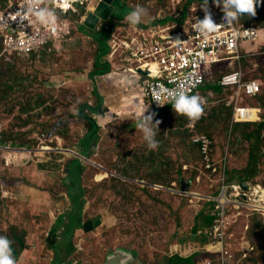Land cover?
I'll use <instances>...</instances> for the list:
<instances>
[{"label":"rangeland","instance_id":"obj_1","mask_svg":"<svg viewBox=\"0 0 264 264\" xmlns=\"http://www.w3.org/2000/svg\"><path fill=\"white\" fill-rule=\"evenodd\" d=\"M50 1L48 0L47 3L50 4ZM188 2L189 0H185L183 6H186ZM127 4L124 6L123 12L121 14L118 13L116 17H122V15L133 11L137 5L147 9V15L142 19L143 22L172 17L176 14L175 9L180 11L183 9V6H173L169 0H128ZM0 5L5 8L7 3L5 0H0ZM58 13L71 22L77 21V17L73 14H63L61 11ZM247 16L251 17L244 14L240 16L242 17L240 20L247 22ZM251 22V24L257 26L262 24L256 19ZM85 30V27L82 26L81 31L85 33ZM74 33H76V30L72 31L70 40L63 45L64 48L59 51V54L40 56L39 59L34 58L36 61L29 65L26 71L20 70L18 68L19 63H16L14 71L9 72L0 79V97H12V102L10 101L12 109H8V112L4 113L3 121L0 122V136L1 131L6 129L3 140L12 142L10 152L15 150L19 154L15 159L16 166H12V161H10L11 164L5 163V158L0 153V223H2L1 228L5 231L3 232L6 233V237L12 241L11 247L14 258H17V264H50L51 256L48 246L50 242L53 243L57 240V233L53 232L52 222L63 211L60 208V204H55L54 202L56 196L60 193L59 186L51 189L54 184L61 183V175L53 176L52 172L58 173L59 171L60 173V163L66 161V158H63L64 155L70 158L72 154L71 152L63 151L71 148H64L63 141L58 136L56 137L58 140L56 147H53L54 144L41 147V142H38V144L33 142L37 139L35 137H42L44 134L45 138L54 139L50 128L54 129L55 132H58V130L65 131L69 127V121L77 119V108L73 110V113L69 111V114L58 116V114L61 115L62 113L61 109L58 110L59 102L66 106L75 100L69 101L65 99V101L61 102L63 96L70 93L71 89L69 88L71 87L69 86H72L71 82L75 83L77 89L86 90L87 94L90 93L95 84L101 87L105 86L103 91L106 97L109 99L116 98L112 91L106 88L109 83L106 77L104 79L96 77L94 81L89 79L88 75L95 70L94 57L97 49L94 47L95 43L91 40L80 36L72 38ZM1 49L0 43V51ZM246 63L252 62L246 61ZM220 65H225V63L218 64L215 68ZM241 67L247 75L248 73L250 75L255 74L264 83V69L247 72L244 65H241ZM27 73L29 74L27 75ZM23 75L24 77L25 75L27 76L20 78ZM137 81L140 86L137 90L131 91V94L138 104L147 105V102L142 99L140 94L150 82V78L141 76ZM123 91L122 89L118 92ZM224 93V98L216 91V93L210 94L212 100L207 102L205 99L203 119L198 121L203 124L200 125L193 122L185 126V124H182L184 119H178L176 126L169 125V123H173L175 116H179L173 109L161 115L156 114L160 121L159 125L164 126V131L162 130L159 136V147L156 153H160L161 158L165 157L166 163L174 160L170 162L169 166L164 162L163 173L156 169L154 172L157 175L161 174V179L166 181L170 176L169 169L172 168L173 164L178 163L179 168L187 170V176L180 181V190L173 188V186H176L175 182L172 184L167 183V185L163 183L164 186L162 184L155 185L157 189L151 188L160 190L159 187H163L161 189L164 191L179 193L178 191L182 190L184 183H187L189 188H193L179 193L186 197L180 198L175 195L164 197L161 194L163 192L153 196L152 192L144 193L140 189L134 190L128 185L115 182L114 180L108 182L110 179H105V181L103 179L109 177V173L101 169L103 166L99 164V161L94 158H88L90 162L86 161V163H93L100 168L101 172L97 173L96 179L95 175L94 177L91 175L89 188L86 190L88 199L84 206L87 209L99 210V212L102 209L105 210H102L103 213L97 214L93 221L88 224L89 229L87 230L97 238L93 239L91 235L85 234L86 231L81 233V241L78 242L79 245L77 244L78 247L76 253H74L76 254L74 257L76 258V261H74L76 264H98L97 261L93 263L92 258H104L103 255L108 249L112 252L110 246H107L108 248L104 246L108 245L113 238V248L116 249L118 242H120L121 246L128 248L126 250H135L137 252L136 256L142 264H206L207 258L201 253L198 257L195 254L196 256L182 258L176 251H182L177 246L179 242L187 241L192 237L194 239L196 230L207 228L205 226L200 227L198 220H203V215L207 210V206L200 200L205 195H214L209 193V179H214L213 175L217 173H221L224 176L229 170L228 176L230 179H238L240 180L239 182L246 180L253 186L260 185L256 187L264 188V123L261 129L250 125H233L231 109L229 110L218 104V100L220 103L225 99L227 92ZM30 94H37V96L33 98ZM42 94H47L48 96V110H39L33 114L32 110L35 109L36 104L43 101L44 96ZM74 102L77 105L81 103L77 97ZM262 103L261 99L257 100V104L261 105ZM249 106H255L253 98H249L248 103H243V106L239 109V115L235 118L236 121L248 122L259 119L257 108ZM121 111L120 113H113V116L108 113L111 111L107 112L112 116L111 122H101L99 120V125L103 126L104 134L105 131L107 133L114 132V128L109 122L115 121V114L123 116L127 113L121 114ZM41 114H45V116H41ZM44 117L48 124L45 120H42ZM60 118L66 123L69 122L68 125L63 123H61V126L54 125ZM227 121L229 122V127H226L225 122ZM155 122L156 120H153V123ZM70 125L73 126L70 127V132L76 139L77 126L75 123H70ZM47 133L49 134L48 136H46ZM29 137L34 138L28 141ZM206 137L213 141H209L210 149L208 150L207 158L202 155V142H200L201 139ZM172 138H175L173 142H171ZM21 144L25 145L21 146ZM0 147L1 150H8L9 145L0 144ZM33 152L45 154H43V157L38 156V154L36 156L33 154L32 156ZM103 155L105 153L101 154V156ZM8 158L11 159L10 157ZM207 165H210L208 169L213 174L210 177L206 169ZM146 166L151 168L152 162L150 160L147 161ZM52 167L55 169H51ZM256 168L259 170L257 173ZM219 170L221 172H217ZM61 171V174L64 175V171ZM127 172L133 176L140 174L135 168L127 169ZM87 174L89 176L91 172H87ZM124 180L136 182L142 187L150 186L149 183L142 184L139 182L144 180H134L133 178H124ZM144 182L147 183L146 181ZM178 188L180 187L178 186ZM47 191L50 194H46ZM252 194L253 190L246 201L243 202L239 199V203L246 207L258 209L263 202L257 201ZM228 197L231 198V196ZM106 201L108 206L115 204L119 219L116 218L117 215H110L109 211L111 208L105 207ZM217 201L224 206L225 203L227 204L223 198H219ZM153 211L159 213L158 216H155L157 217L155 229L150 226L153 223L150 213ZM200 214L202 215L201 218H199ZM148 215H151L150 218H148ZM137 220L139 228L134 229L137 226L135 225ZM250 223L263 224L264 220L259 218L258 213L253 215L246 210L240 214L238 222L233 226L228 236L230 237L234 234V230L241 235V231L245 229L248 234ZM10 226L11 231L9 229ZM122 229L128 233L122 231ZM133 229L137 231V234L133 232ZM240 229L241 231H239ZM154 230L161 234L159 236V233L154 234ZM204 231L205 235L210 237V230ZM129 233H134V235ZM241 236L244 238L243 235ZM84 237L90 238L84 240ZM130 239H133V241H130ZM87 240H90L89 245ZM81 242L82 244L84 243V247L90 248L88 250L81 249L83 254L79 256L78 250L81 251L79 249ZM259 263L264 264V261H259Z\"/></svg>","mask_w":264,"mask_h":264},{"label":"trees","instance_id":"obj_2","mask_svg":"<svg viewBox=\"0 0 264 264\" xmlns=\"http://www.w3.org/2000/svg\"><path fill=\"white\" fill-rule=\"evenodd\" d=\"M127 14L122 15V18L124 16H126ZM241 18L242 17H239V19H241ZM170 19L171 18H167L164 21L167 22V20H170ZM253 19H256V20H258V22L262 23V24H258V26H264V3H260L256 7V15L248 17L246 23L251 24L252 23L251 21ZM242 21L245 22V20H242ZM114 26H115V24L113 23L111 25V28H109L108 30L103 29L101 32L89 30L90 35L95 37V41L98 44L96 55L94 57L95 70L88 75L89 78L93 81L95 80L96 77H102V76H104L110 72V68H111L110 63L108 60H104L103 58H105L110 53V47L108 45V42L111 38L112 29L114 28ZM53 54L57 55V54H59V51L57 49H55L52 46V44H50V45L46 46L44 49H42L41 51L36 52V53H32L27 58L19 57L15 53L0 55V79L3 76L7 75L9 72H11V71L13 72L14 68L16 66V63H19L18 68H20V70L26 71V70H28L27 67L29 65L33 64L34 61H36L35 59H39L40 56H47V55H53ZM61 55H63V53H61ZM255 60L258 62V65H259L258 69H261V68L264 69V56L256 58ZM245 65H246V67L250 66L249 63H245ZM28 74L29 73H27V75ZM27 75H25V77ZM25 77L23 75L20 78H25ZM246 78L247 79L257 78V76L255 74L254 75L248 74L247 77H245V79ZM71 85L72 86H69V87H71V88H69V89H71L70 93L64 95L61 102L63 100L65 101V99H68L69 101H71L72 99L76 100V97L77 98L80 97L79 100L82 99L83 101L82 102L80 101L81 105L80 104L77 105L74 102L75 100H73V102L69 103V105H66V106L62 105V103L59 102L58 110L61 109L62 113H61V115L58 114V116L61 117L64 114H69V111L71 113H73V110H75V108H77L76 109L78 112L76 114L77 119H75V120L72 119L71 121H69L70 123H75L77 126V130L75 132L76 139H75V136H73L72 133L70 132V127H73V126L70 125L69 122L66 123L65 121H62V119L60 118L55 122L54 125H58V126L60 125L61 126V123L66 124V125H68V123H69V127H67V129L65 131H59L58 130V132L57 131L55 132L54 129L50 128V132L53 133L52 137H54V139L45 138V137L42 138V137L37 136V137H35V138H37L36 141H33L35 144H38V142H43V145H50L51 146L54 144L53 147H56L57 146V140L55 139V137H57V136L62 137V139L64 141L63 142L64 148H71L73 146H78V147L82 148L83 149L82 154L84 156H86L88 158H94L95 160L99 161L100 162L99 164L102 165L105 169H107L111 173L115 174V175L110 174L109 177L104 178L103 180L110 179L108 182L114 180L115 182H120V183H123L125 185H128L130 188H132L134 190L140 189L144 193L145 192H152L151 194L153 196L163 192L161 194H163L164 197H172V195L178 196L180 198L186 197L185 195H182L179 193H172V192L170 193V192L164 191L162 189L156 190L157 188L154 189L155 187L151 188L153 186L142 187L141 185H139L136 182H130V181L124 180V178H129V179L133 178L134 180H136V179L137 180H144L147 183H149L150 185H158V184L163 185V183H165L167 185V183L172 184L175 182L176 186H173V188L180 190L181 189V182L180 181L184 180L182 178H185L187 176V170L179 168L178 163L173 164L172 168L169 169L170 176L167 178L166 181H163L161 179V177H160L161 174L157 175L154 172L155 169L157 171H162V170L164 171L163 164H164V162L166 163V159H165V157L161 158L160 153H156L158 148L155 150H150L147 147L145 141L143 140L142 133L140 132V130L136 126L138 116L140 115V109L145 105L138 104V102H136V100L134 98L133 99L135 102H133V100H131V99H128L130 94L128 92H124L119 97V101H121V109L115 110L118 107L114 104V103H116L115 102L116 98L115 99H109L106 97L105 92L103 91L105 86H102L103 87L102 88L101 86L96 84V87L92 88L90 93L87 94L86 90L84 91V90L77 89V87H75V83H72ZM106 88L109 91L116 92L117 90L119 91L123 87L122 86H111V87H106ZM216 91L222 97L225 94L224 92H227L226 96L229 93H231V90L224 89V88L220 87L219 85H217V83L215 81H213V79H208L205 83V86H203L200 89V95L204 96L205 99L207 100V102H209L210 100H212V98L210 97V92L213 94V93H216ZM220 91H221V93H220ZM30 95H32L33 98L37 96V94H30ZM42 95L44 96L43 101L39 104H36L35 109L32 110L34 112L33 114H35L39 110L40 111H47L48 110V103H47L49 100L48 96H47V94H42ZM66 97H72V98H66ZM104 99H105V102H107V104H105ZM258 99H261L263 102L261 104V108L263 107L262 108V118H263L264 117V91L258 97ZM91 100L94 101L92 106H90L88 104ZM10 101L12 102V97L11 98H9V97L5 98L3 96L0 97V122L3 121L4 113L8 112V109H12V103ZM218 104H220L222 107L227 108L229 110L231 109L230 111L232 112V107L226 105L225 99H223V101H221L220 103L218 100ZM133 105H137L140 107L133 106ZM148 106H150L149 112L145 113L146 115L149 113H152V112H155L156 114L161 115V114L167 113L169 110L173 109L171 106V103L166 104L161 109H156V108L152 107L151 105H148ZM8 107H11V108H8ZM68 109H70V110H68ZM108 111H111V112H108ZM120 111H121V114L124 112H127V113L124 114L123 116H119V115L115 114L114 115L115 121H113L112 123H110L111 121L109 122V124H111V126L114 128V132L107 133L105 131V134H104L103 126L99 125V123H100L99 119H98L99 116H101L107 112L111 113V115L113 116V113H120ZM42 115L45 116V114H41V116ZM178 119H184L182 124H185V126L190 124V123H193V122H195L197 125L203 124V123L198 122V121L202 120L203 117H201V119H198V120H189L186 116L179 115V116H175L173 123H169V125L171 124V126H176ZM42 120H45L48 124V121L45 119V117ZM154 120H159V118H157L155 116ZM100 121L103 122L104 120H100ZM263 123H264V120L259 121V122L233 123V125H235V126L250 125V126H257L258 129H261ZM225 124H226V127L230 126V125H228L229 124L228 121L225 122ZM235 126H233V127H235ZM163 127L164 126H161V125L158 126V132L156 135V140L158 142H159L160 133L162 132V130L164 131ZM5 130L1 131L2 133L0 136V144H2V145L8 144L9 148H10L12 146V142L3 140ZM48 135L49 134L47 133L46 136H48ZM33 138L29 137L28 141H30ZM174 139L175 138H172L171 142H173ZM14 145H17V144H14ZM24 145L21 144V146H24ZM34 147H36V146H34ZM0 153L3 154V157L5 158V163L11 164L10 161H12V166L17 164V163H15V159L19 155L18 152H15V151L10 152V150H5V149L1 150L0 149ZM103 153H105V155L101 156V154H103ZM33 154H35V156L38 154V156L43 157L44 153L42 154L39 152H33L32 156H33ZM8 157H10L11 159H9ZM149 160L152 162L151 168L146 166V162ZM172 161H169L168 163H166V165L169 166L170 162H172ZM28 165H29V163H28ZM132 165H135V166H132ZM129 166H131V167H129ZM132 168L137 169L140 172V174H138L136 176L129 174L127 172V169H132ZM52 169L54 170L55 168L52 167ZM58 169H59V167H58ZM149 169H151V171H149ZM256 169H257L256 173L259 172L258 168H256ZM60 170H63L66 174H68V177L62 176V174L59 173V171H58V173L52 172L53 176L61 175V179H60L61 183L54 184L51 187V189H53L55 186H59V188H60V193H59V195L56 196L54 202H55V204L62 203V206H64L67 202H70V204L72 206V210L73 211L78 210V212L76 211V214H74L72 212L73 213L72 217H70V216L66 217L68 219V224L65 226L63 224L64 222L62 221L63 218H60L56 221V223L54 225L55 228H53V232L55 234L63 226L66 229L64 232L61 233V236H62L61 240L54 241L53 243L49 241L50 243H49L48 248L50 250V256H51L50 264H64L65 262H67L68 264H71L72 261H70L68 259V257L72 256L77 250V246L74 245L76 243V241L74 239L77 238V234H78L76 232L77 231L79 232V230H80V232H85V231H86V233L90 232L87 230V229H89L88 225L86 224L85 226H83L80 223V220L82 218L83 207H84V205L88 199V197L86 196L87 195L86 190L89 188L88 187L89 186V180L92 176L94 177V175L96 176L97 173H99L100 168H98L95 165L90 164V163H86V162L83 163L79 158L70 156V158H67L66 161H63L62 163H60ZM207 170H208V176L209 177L212 176L213 174L211 173V170L210 169H207ZM163 171H162V173H163ZM228 171L224 176L221 173H217V174L213 175L215 177L214 179H209V181H210L208 184V186L210 187L209 193L214 194L211 196H218L220 193V187L224 184L228 185V186H232L234 184L239 183L240 180L229 178ZM87 172H91V174H89V176H88ZM217 172H221V170H219ZM246 176H249V175H246ZM194 180H196V179H194ZM243 181H246V180H243ZM98 182H101V181H98ZM98 182H96V183H98ZM184 184L187 185V183H184ZM178 186L180 188H178ZM192 188L193 187H191L190 189H192ZM164 189H166V188H164ZM46 194H50V192L47 191ZM203 194H205V193H203ZM205 196H207V195H205ZM125 198H127V196H125ZM193 199H192V201H193ZM200 201L204 202V205L207 206L208 211L206 210L205 214L203 215V220L199 219L198 221L200 222V225H201L200 227L205 226L207 228H205L203 230H199V231L196 230V233L194 235V239L192 237L187 241L179 242V244H177V246H178V248H181L182 251L177 250L176 253H179L182 258H189L191 256H196L195 254H197V257H198V256H200V253H201V254L205 255V257L207 259H209L211 261L210 264H221L220 259H218L217 251H214V248H216V247H215V244L213 241V237H211V236L208 237L207 235H205V231H204V230H210V232H211V226L216 222V220L218 218V211L219 210L217 209V203L215 201H209L208 199H201ZM105 207L111 208L110 211L108 210L110 215H112V216L117 215L116 218L117 219L120 218L118 216V214L116 213L115 204L108 206L107 201H106ZM102 210H105V209H102ZM102 210H100L101 212H99V210L95 211V210H91V208H90L88 210V213L86 214V217H85L86 222L87 223L92 222L94 217L97 216V214L103 213ZM247 211H249L253 215H257V213H255V212H252L250 210H247ZM150 214L152 215L153 223L152 224L149 223V224L152 228L155 229L157 226L155 224V220L157 217H155V216H158L159 213H157L156 211H153ZM151 215H148V218H150ZM258 216L261 220H264V215H261L258 213ZM60 217H63V216H60ZM201 217H202V215L200 214L199 218H201ZM135 225H137V226L134 229H138L139 228L138 220L136 221ZM1 227H2V223H0V236H6V233H4L5 231L2 230ZM116 228H118V227H116ZM9 229L11 231V226L9 227ZM134 229H133V232L137 234V231H135ZM122 231H125V230L122 229ZM239 231H241V229ZM125 232H127V231H125ZM234 232L236 234V237L234 238L233 243L235 242L236 245L232 248V252L233 253L235 252L234 256H236V261L239 262L241 255H243L244 253H247V257L244 259V261H241L239 264H258L259 261H264V233H263L264 232V223L263 224H260V223L251 224L250 223V230L248 231V234L245 231V229H244V231H241V233H240L241 235H243L244 238H242V236L239 235L235 230H234ZM134 233H132V234L134 235ZM153 233L154 234L159 233L158 236L161 234L160 232H157V230L156 231L154 230ZM129 234L132 235L131 233H129ZM92 238L95 239L97 237L92 236ZM128 239H129V237H128ZM192 239H193V241H192ZM89 241L90 240H87L88 245H89ZM113 241H114V238L111 240V242L108 245H106L104 247L112 246ZM130 241H133V239H130ZM117 245L121 246L120 242H118ZM251 248H253V251H250ZM197 257H196V260H197ZM15 259H17V258L15 257ZM225 264H231V260L228 259Z\"/></svg>","mask_w":264,"mask_h":264},{"label":"built area","instance_id":"obj_3","mask_svg":"<svg viewBox=\"0 0 264 264\" xmlns=\"http://www.w3.org/2000/svg\"><path fill=\"white\" fill-rule=\"evenodd\" d=\"M92 1L51 0L50 9L54 10L57 17L55 25L40 24L35 21L34 17H26L21 21L16 14L24 6V0L11 2L8 9L0 8V43L2 46L0 55L15 53L23 58L41 51L50 44L60 50L70 34V24L67 20L61 19L56 11L84 12ZM183 1L171 0L173 5H179ZM41 7H44V2ZM200 8L205 15L201 6ZM208 9L214 22L221 26L207 36L195 31L194 22L190 23V19L180 23L123 26L112 34L110 41L112 52L120 51L122 61L127 63L123 66L124 71L129 77L138 76L136 69L149 71L151 80L143 95L155 107L171 103L163 96L157 101L154 95L157 89H175L183 85L187 93L193 95L212 77L215 65L226 62L228 66L233 67L235 66L233 60L240 58L238 44L241 34L232 24H226L223 11L221 7L215 5L214 0H208ZM193 10H195L194 7ZM245 32L248 37L253 36V39L257 36V30L253 27ZM177 38L180 40L179 43L176 42ZM241 74L240 70H233L223 74L218 83L223 87L233 88L239 85L238 87L241 88L243 86L241 85ZM258 89L259 87L254 83L252 86H246L249 93L257 92ZM230 104L235 105L238 116L242 105L234 90L228 101V105ZM209 141L207 137L202 140V153L206 156L205 158L210 149ZM227 232L226 222L221 217L213 226L212 231L214 244L217 247L214 251L218 250V259L221 264H225L231 258L225 237Z\"/></svg>","mask_w":264,"mask_h":264},{"label":"clouds","instance_id":"obj_4","mask_svg":"<svg viewBox=\"0 0 264 264\" xmlns=\"http://www.w3.org/2000/svg\"><path fill=\"white\" fill-rule=\"evenodd\" d=\"M47 1L48 0H24V6L21 8V10L19 12H17L16 15L20 17L21 21L26 17H34L35 21L39 22L40 24L55 25L57 17H56L54 10L50 9V7H49L50 4H48ZM98 1L99 0H93L92 3L87 6V10L84 12L63 13L61 10H57L56 12L58 15H59V13H58L59 11H61L63 14H73L74 16L79 17L78 22H79V24H82V20L85 19V17L88 15V13H90L94 9V7L97 5ZM169 1L173 5L171 0H169ZM184 1L179 5H173V6H183ZM43 2H44V7H41V4ZM118 2H119V0H116V2L114 3V8H115V4H118ZM214 3L216 6L221 7V9L224 13L223 19L226 22V24L227 25L232 24V26L235 28V30L241 34V36L239 38V44H238V55L240 56V58L233 60V63L235 64V66H233V67L228 66L226 62H221L220 64L225 63V65H220L217 68H215V66H216L215 65L213 67L212 77L210 79H213V81H215V77L218 75L217 80L215 82L217 83V85H219V83H218L219 78L223 74L230 73L233 70H240L242 73L241 74V85H243V86H241V88L238 87L239 85H237L236 87H233V88L223 87V86L219 85L220 87H222L224 89L231 90V93H229L225 98L226 105L232 107L231 121H232V123H241L240 121H236V119H235L237 117V111L235 110V105H232V104L228 105V101L230 99V95L233 94V90L236 92V94H238V97H239V100L241 103L240 105H242V106H243L244 102L248 103L249 98H253L255 106H249V107H256L257 108V115L259 116V119L254 120V121H248V122L263 121L262 108H261V105L257 104V100H258V97L264 91V83L259 78H249V79L246 78L245 79V77H247V74H246V72H244L241 65H244L246 67V65H245L246 61L252 62V63H249L250 64L249 67L248 66L246 67L247 72L255 71L259 68L258 62L255 59L264 56V26L247 24L246 22L241 21L239 19V17L241 15H244V14H247L250 16H255L256 15V7L260 3H264V0H214ZM200 6L202 7V10L204 11L205 15L201 12ZM193 7L195 10H193ZM188 12H190V13H188ZM175 13H176L175 16L167 17V18H171L170 20H167V22L164 21L167 18H164V19L152 21L151 24H148V25H159V24L173 23V22L174 23H180V22H183V21L190 19V23L194 22V24H193L194 30L197 31L199 34L204 35V36H207L211 32H215L221 26V25H217L214 22L212 15L208 9V0H204V1L189 0L188 4L186 6H183V9L181 11L175 9ZM146 15H147V9H145L142 6L137 5L133 11H131L128 15H126L125 19L128 22L127 25L122 23L123 20H120L119 23H117V24H115V22H114L115 26L112 29V34L118 28H121L123 26H129V25L144 26L146 23L145 24L142 23V19ZM114 16L115 15H113L112 18ZM60 18L67 20V22L70 24V34L66 37V41H64V43H63V45H64L66 42H68L70 40L74 24H76L77 21L71 22L69 19H67L64 16H60ZM112 18L108 22L101 23L98 26V28L94 31L97 32V30H99V28H101L102 26H105V24H108V23H109V25L107 26V28H104V30H108L109 28H111ZM113 20H115V19H113ZM250 27H253L257 30V36H255V39H253V36L248 37L247 33L245 32ZM85 29H86V27H85ZM101 31H102V29H100L99 32H101ZM112 34H111V38L108 42V45L110 47V53L106 56V60L109 61L111 68H110V72L108 74L104 75L103 79L106 77L108 82H110V81L115 82L116 86H121L120 80L122 78L129 79L130 77L124 71L123 66H126L127 63H124L122 61V58L120 56V51H117L115 53L112 52V48H111V44H110V41L112 40ZM176 42L177 43L180 42L179 38H177ZM63 48L64 47H62L60 50H62ZM60 50H58V51H60ZM116 63H117L118 69H114ZM136 70H137L138 76L134 77V79L138 80L142 76V77H148L151 80V77L149 75V71H144L141 69L143 71V73H140L138 71V69H136ZM253 83L256 84L259 87V89L257 92L249 93L246 90V86H250V85L252 86ZM146 86L144 87V90L146 89ZM203 86H205V84ZM201 88H199V90L196 93H194L193 95H189L187 93V91L185 90V87L183 85H181L175 89H169V88H163L162 90L157 89L154 92V95L156 96L157 101H159L160 97H162V96L164 98L168 99L171 102V106H172V108L176 114L186 116L189 120H198L204 114L203 105L206 103L205 97L200 95V89ZM122 89L125 91L126 87H123ZM122 89H120V90H122ZM137 89H135V90H137ZM143 92L140 95H141L142 99L145 102H147V105L143 106L140 109V115L138 116L136 126L140 130V132L142 133L143 140L145 141L147 147L150 150H155L159 146V142L156 140V135L158 132V126L160 124V121L156 120V122L153 123V120H154V117L156 116V113L152 112V113H149L147 115L145 113L149 112L150 106H148V105H151L152 107H154L156 109H161L166 104L163 105L162 107H155L149 100L145 99ZM120 93H122V92H119V94ZM128 93L130 95H132L131 91ZM210 94H212V93L210 92ZM157 104L160 105L159 102H157ZM238 114H239V112H238ZM98 119L104 120V121H111L112 116L110 114L105 113V114L99 116ZM42 138H44V135H42ZM61 140L63 141L62 138H61ZM202 140L203 139H201L200 142H202ZM41 143H42L41 147L42 146H48V145H43V142H41ZM7 149L11 150L10 148H7ZM13 151H15V150H13ZM28 151H31V150H28ZM76 158H78V157H76ZM86 158H88V157H86ZM82 162L84 163L86 161H82ZM206 168L208 169L210 167H206ZM101 169H104L103 171L104 172L107 171L110 175V172L108 170H105L104 167H102ZM112 175H115V174H112ZM96 177L97 176H95V179H96ZM139 182L144 183V184H148V183H145L144 181H139ZM244 182H246L249 185V189H247V190L243 189L240 186V183H242V182H239L238 184H234L232 186H228V185L224 184L220 187V193L218 196H205L203 198V199H208L209 201H215L217 203V209L219 211H218V218H217L216 222L221 217L226 222L228 232H227L225 237H226V243L228 244L229 250L231 252V258H229V260H231V264H239L241 261H244V259L247 257V253H244L243 255H241L239 262L236 261V256H234V253L232 252V248L236 245L235 242L233 243V240L236 237V234L234 232V234H232L230 237L228 236L230 234L233 226L238 222L240 214L247 209V210H250L252 212L260 213L261 215H264V202L260 206V208H258V209L246 207L245 205L239 203V199L242 200L243 202L246 201L249 197V194L254 189V187L260 186V185H254L253 186L250 183H248L247 181H244ZM150 186L157 188L155 185H150ZM183 187L189 188V185L184 184V186H182V190L178 191L179 193L180 192H186L183 189ZM159 189H161V187H159ZM162 189H163V187H162ZM228 196H231V198H229ZM219 198L225 199L227 204L225 206L219 204V202L217 201ZM216 222L211 226V232H210L211 237H212L213 226L216 224ZM11 244H12V241H10L6 236H0V264H17V261L13 256V250H12ZM215 247H216V245H215ZM216 249H217V247H216ZM216 251L218 253V250H216ZM250 251H253V248H251ZM210 263H211V261L209 259H207L206 264H210ZM258 264H260V263H258Z\"/></svg>","mask_w":264,"mask_h":264},{"label":"crops","instance_id":"obj_5","mask_svg":"<svg viewBox=\"0 0 264 264\" xmlns=\"http://www.w3.org/2000/svg\"><path fill=\"white\" fill-rule=\"evenodd\" d=\"M6 1V3H7V5L5 6V8L6 9H8L9 8V5H10V3L12 2V3H15V2H17L18 0H5ZM128 3V0H119V2H118V4H115V9L117 10V13L115 14V16L112 18V20H111V22H112V24L115 22V24H117V23H119V21L120 20H123L122 21V23L123 24H125V25H127L128 24V22L126 21V19H125V17L126 16H124L123 18L122 17H116V15L119 13V14H121L122 12H123V10L125 9V5H128L127 4ZM9 4V5H8ZM0 8H2L1 7V5H0ZM5 8H2V9H5ZM130 13V12H129ZM128 13V14H129ZM127 14V15H128ZM77 17V16H76ZM83 19V18H82ZM113 19H115V20H113ZM79 17H77V23L76 24H74V27H73V31L74 30H76V33H74V36L72 37V38H77V36H80V37H84V38H86V39H88V40H91L92 42H94L95 44H94V47L97 49L98 48V44H97V42L95 41V37H93L92 35H90V33H89V29H87L86 28V30H85V33L84 32H82L81 31V27L83 26L82 24H79ZM143 22V21H142ZM143 23H146V24H151V22H143ZM109 25V23L108 24H105V26H102L101 28H99V30H97V32H99L100 31V29H104V28H107V26ZM63 50V49H62ZM30 56V55H29ZM29 56H27V57H29ZM27 57H23V58H27ZM104 60H106V57L105 58H103ZM103 60V61H104ZM114 69H118V67H117V63H116V65H115V68ZM113 69V70H114ZM103 77L104 76H102V77H100L99 79H103ZM90 79V78H89ZM91 80V79H90ZM92 81V80H91ZM134 81H136L135 83H133ZM120 82H121V86H123V87H126V90L124 91V92H130V91H134L135 89H137L140 85H139V83H138V81H137V79H134V78H129V79H125V78H122L121 80H120ZM72 83H74V82H71L70 84H72ZM111 85L112 86H116L115 85V82H109L108 83V87H111ZM94 87H96V84H95V86ZM101 92V91H100ZM118 92V90L116 91V92H112V94L113 95H115L116 96V103H115V105L116 106H118L117 107V109H115V110H119V109H121V101H119V97L122 95V93H124V92H122L121 94H119V92ZM102 94V93H101ZM75 95V94H74ZM120 95V96H119ZM119 96V97H118ZM78 98H80V97H78ZM128 99H131V100H133V102H135L134 101V99H133V96L132 95H129V97H128ZM81 102L83 101L82 99L80 100ZM104 102H105V99H104ZM88 103V102H87ZM94 103V101L93 100H91L88 104L90 105V106H92V104ZM105 104H107V102H105ZM81 105V104H80ZM133 106H137V105H133ZM137 107H140V106H137ZM60 138H62V137H60ZM55 139L57 140V138L55 137ZM57 142H58V140H57ZM64 142V141H63ZM71 149H73V150H78V151H80L81 153H82V151H83V149L82 148H80V147H78V146H73V147H71ZM16 152V151H15ZM71 156H73V157H76L75 156V154L74 153H72L71 154ZM63 158H69V157H66L65 155H64V157ZM48 169V168H47ZM52 169V168H51ZM50 169V170H51ZM62 171L60 170V173H61ZM62 176H64V177H68V174H66L65 172H64V175L62 174ZM60 208H62L63 209V211H62V213H59L58 215H57V217H55V219H54V221L52 222V226H53V228H55L54 227V225H55V223H56V221L58 220V219H60V218H63L62 219V221L64 222L63 224H64V226L65 225H67L68 224V219L66 218L67 216H70V217H72L73 216V213L74 214H76V211L78 212V210H76V211H73L72 210V206H71V204H70V202H67L64 206H62V203H60ZM88 210L89 209H87L85 206L83 207V212H82V218H81V220H80V223L83 225V226H85L86 224L88 225L89 223H87L86 222V214L88 213ZM73 212V213H72ZM60 216H63V217H60ZM62 227V228H60V230H58L57 231V240H61L62 238V236H61V233L62 232H64L65 231V227ZM76 233H78L77 234V238H75L74 240L76 241V243L74 244V245H76L77 246V244H78V242L79 241H81L80 239H81V233L82 232H80V230H79V232L77 231ZM85 234H89V235H91V236H95L94 234H92V233H86L85 232ZM86 238H90V237H86ZM85 237H84V240L86 239ZM57 240H55V241H57ZM84 244V243H83ZM82 244V242L80 243V250L81 249H85V250H88L90 247H84V245ZM79 245V244H78ZM78 247V246H77ZM110 247H112L111 248V251L113 252V251H115L116 249H123V254H122V256L123 257H126V258H128V259H132V261L134 260V259H138V257L136 256V254H137V252L134 250V251H129V250H126V249H128V248H126V247H123V246H118V247H116V249L115 248H113V245L112 246H110ZM108 248V247H107ZM104 250H106V249H104ZM78 252H79V256H81L83 253H82V250L81 251H79L78 250ZM76 253V252H75ZM109 253H111L110 252V249H108L104 254L105 255H103L104 256V258L103 257H97L96 259H94V258H92V261H93V263L95 262V261H97L98 262V264H104V262H105V257L109 254ZM75 255L76 254H73L72 256H69L68 257V259L70 260V261H72V263L71 264H76V262H74V261H76L75 259L76 258H74L75 257ZM64 264H68L67 262H65ZM121 264H122V260H121ZM125 264V263H124ZM134 264H138V260H136V262L134 263Z\"/></svg>","mask_w":264,"mask_h":264},{"label":"water","instance_id":"obj_6","mask_svg":"<svg viewBox=\"0 0 264 264\" xmlns=\"http://www.w3.org/2000/svg\"><path fill=\"white\" fill-rule=\"evenodd\" d=\"M115 2L116 0H99L94 9L90 13H88L85 19L82 20V25L87 29L94 31L98 28L101 23L108 22L112 18V16L117 13V10H115L114 8ZM138 71L140 73H143L141 69H138ZM63 151L74 153L75 156L82 161H89L88 158L83 156L82 153L78 150L66 149ZM240 186L245 190L249 189V185L246 182L240 183ZM183 189L185 191L189 190L188 187H183ZM122 254L123 249H116L115 251L109 253L106 256L104 264H121V260L122 264H130L132 262V259L123 257Z\"/></svg>","mask_w":264,"mask_h":264},{"label":"bare ground","instance_id":"obj_7","mask_svg":"<svg viewBox=\"0 0 264 264\" xmlns=\"http://www.w3.org/2000/svg\"><path fill=\"white\" fill-rule=\"evenodd\" d=\"M253 195H254V198L257 199V201L264 202V190L262 188L254 187L252 196ZM251 201L253 202V200H251ZM225 205H226V203H225Z\"/></svg>","mask_w":264,"mask_h":264},{"label":"flooded vegetation","instance_id":"obj_8","mask_svg":"<svg viewBox=\"0 0 264 264\" xmlns=\"http://www.w3.org/2000/svg\"><path fill=\"white\" fill-rule=\"evenodd\" d=\"M136 260H138V264H142L140 261H139V258L138 259H134L130 264H134L136 262Z\"/></svg>","mask_w":264,"mask_h":264}]
</instances>
